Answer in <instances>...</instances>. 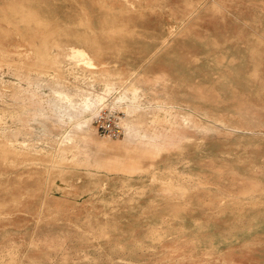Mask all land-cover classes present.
<instances>
[{
  "label": "rangeland",
  "instance_id": "obj_1",
  "mask_svg": "<svg viewBox=\"0 0 264 264\" xmlns=\"http://www.w3.org/2000/svg\"><path fill=\"white\" fill-rule=\"evenodd\" d=\"M147 3L133 31L113 0H0V264H264V0Z\"/></svg>",
  "mask_w": 264,
  "mask_h": 264
},
{
  "label": "bare ground",
  "instance_id": "obj_2",
  "mask_svg": "<svg viewBox=\"0 0 264 264\" xmlns=\"http://www.w3.org/2000/svg\"><path fill=\"white\" fill-rule=\"evenodd\" d=\"M151 40H152V39H151ZM174 40H175V39H174ZM152 41H153V40H152ZM155 41H157V40H155ZM158 41H159V40H158ZM219 46H220V45H219ZM219 46H218V47H219ZM69 47H70L71 50H72L73 57L75 56V57H78V58L80 57V58L84 59L86 62H88V64H87L88 66H89V65L94 66L93 64H96L94 57H93V56H92V55H91V54H90V53H89L84 47H81V46H74V45H70ZM220 56H221V55H220ZM220 56H219V57H220ZM223 56H224V55H223ZM78 58H77L76 60H78ZM82 59H81V60H82ZM226 59H227V58H226ZM226 59H225V60H226ZM79 60H80V59H79ZM218 60H219V58H218ZM223 60H224V58H223ZM233 60H234V59H233ZM233 60L231 59L230 61H233ZM176 61H177V60H176ZM221 61H222V60H221ZM221 61H220V62H221ZM86 62H85V63H86ZM220 62H219V63H220ZM89 63H91V64H89ZM230 63H231V62H230ZM224 65H225V64H224ZM220 66H221V65H220ZM89 67H90V66H89ZM180 69H181V67H180ZM222 75H223V74H222ZM215 76H216V75H215ZM224 76H225V75H224ZM221 79H223V78H221ZM199 81H200V80H199ZM227 81H228V80H227ZM136 84H137V83H133L132 85H130V86H131V90H133L132 92H133V94H134V97H136L135 95H137V93L139 92V87L136 86ZM125 85H126V84H125ZM116 87H117V86H116ZM214 87H215V86H214ZM173 88H174V87H173ZM118 91H119V90H118ZM56 92H57V94L59 95V102H58V105H60V106L62 107V106H63V103H62V102H67V104H68L69 107H70L68 112L66 111V108H65V111L60 110L61 108L59 109V112H57V116H58L59 119L61 120L60 122H63L65 114H68V115L70 116V118L72 119V121H73V120H76V119L79 117V113H78V112L83 113V111L88 110V109H87V108H89L88 103L83 104V105H80V102H77V101L74 100V95L70 94L66 89H57ZM126 92H127V91H126ZM132 92H131V93H132ZM223 92H224V91H223ZM79 94H80V93H79ZM92 95H93V94H92ZM132 96H133V95H132ZM84 97H85V96H84ZM84 97H83V98H84ZM87 97H88V96H87ZM134 97H133V98H134ZM134 99H135V98H134ZM87 100H90L93 104H94V102H95V101L93 102V98H92V96H91V97L89 96V97L87 98ZM237 100H238V99H237ZM79 101H80V100H79ZM83 101H85V100H83ZM98 101H99V100H98ZM98 101H97V102H98ZM240 103H242V102H240ZM102 105H103V104H102ZM239 105H240V104H239ZM162 106H163V105H162ZM240 106H241V105H240ZM100 109H101V107H100ZM78 110H79V111H78ZM64 112H65V114H64ZM42 113H43V112H42ZM204 113H205V112H204ZM208 113H209V112H208ZM83 115H84V113H83ZM89 118H90V117H89ZM89 118H88V119L86 118V120H82V121H80V122L78 121V122H77V125H76V124H75V125H76L77 127L79 126L81 129H85V130H87V129H89V125H88V123H90V122H89V121H90ZM92 118H93V117H92ZM219 120H220V119H219ZM76 121H77V120H76ZM65 122H66V121H65ZM73 122H75V121H73ZM226 125H227V124H226ZM88 131H89V130H88ZM90 133H91V132H90ZM135 137H136V136H135ZM63 138H64V137H63ZM250 139H251V138H250ZM203 143H204V142H203ZM227 155H228V154H227ZM231 156H232V155H231ZM182 162H183V161H182ZM189 162H190V161H189ZM253 163H254V162H253ZM172 164H173V163H172ZM182 164H183V163H182ZM191 164H192V163H191ZM191 164H190V165H191ZM170 165H171V164H170ZM190 165H189V166H190ZM250 166H251V165H250ZM250 166H249V167H250ZM169 167H170V166H169ZM228 167H229V166H228ZM178 168H179V167H178ZM215 168H216V167H215ZM169 169H172V167L169 168ZM251 169H252V168H251ZM224 170H225V169H224ZM228 170H229V169H228ZM173 171H174V169L172 170V173H173ZM237 171H238V169H237ZM221 172H222V171H221ZM169 173H170V172H169ZM174 173H175V172H174ZM190 174H191V173H190ZM199 174H201V173H199ZM203 174H204V173H203ZM177 175H178V174H177ZM195 175H197V174H195ZM201 175H202V174H201ZM204 175H205V174H204ZM204 175H203V176H204ZM254 175H255V174H254ZM186 176H187V175H186ZM224 176H225V175H224ZM224 176H223V177H224ZM227 176H228V175H227ZM237 176L240 177L239 175H237ZM211 177H212V176H211ZM230 177H231V176H230ZM232 177H233V176H232ZM235 177H236V176H235ZM197 178H198V177H197ZM203 178H204V177H203ZM203 178H202V179H203ZM208 178H209V177L207 176V178H205V179H208ZM218 178H219V177H218ZM221 178H222V177H221ZM190 179H191V178H190ZM199 179H200V178H199ZM199 179H198V180H199ZM240 179H241V178H240ZM208 180H209V179H208ZM214 180H216V179H214ZM230 180H231V179H230ZM233 180H234V179H233ZM260 180H261V179H260ZM131 181H132V180H131ZM203 181H204V180H203ZM262 181H263V179H262ZM191 182H192V181H191ZM194 182H195V181H194ZM194 182H193V183H194ZM211 182H212V181H211ZM234 182H237V181H234ZM245 182H246V181H245ZM187 183H188V182H187ZM195 183L197 184L198 181H196ZM205 183H206V182H205ZM174 184H175V183H174ZM199 184H200V183H199ZM201 184H202V183H201ZM215 184H217V183H215ZM231 184H232V183H231ZM249 184H250V183H249ZM202 185H203V184H202ZM219 185H221V184H219ZM222 185H223V184H222ZM229 185H230V183H229ZM252 185H253V184H252ZM152 186H153V185H152ZM152 186H151V187H152ZM223 186H224V185H223ZM232 186H233V185H232ZM138 187H139V186H138ZM148 187H150V186H148ZM203 187H205V186L203 185ZM211 187H212V186H211ZM214 187H215V186H214ZM224 187H225V186H224ZM234 187H235V186H234ZM240 187H241V186H240ZM126 188H127V187H126ZM126 188H125V189H126ZM133 188H134V187H133ZM152 188H153V187H152ZM159 188H162V186L159 187ZM159 188H157V189H159ZM174 188H175V190H176V187H174ZM200 188H201V187H200ZM207 188H208V187H207ZM217 188H218V187H217ZM219 188H220V187H219ZM230 188H231V187H230ZM238 188H239V187H238ZM135 189H136V188H135ZM135 189H134V190H135ZM162 189H163V188H162ZM194 189H195V188H194ZM205 189H206V188H205ZM208 189H209V188H208ZM208 189H207V190H208ZM235 189H237V188H235ZM235 189H234V190H235ZM120 190H122V189H120ZM168 190H171V189H168ZM177 190H178V189H177ZM187 190H188V188H187ZM197 190H199V189H197ZM200 190H201V189H200ZM214 190H216V189H214ZM217 190H218V189H217ZM220 190H221V189H220ZM237 190H238V189H237ZM243 190H244L245 192H247V194H249V193L259 192V191L263 190V188H261L260 186H250V185L248 186V185H247V187H244ZM243 190H242V191H243ZM129 191H130V190H129ZM135 191H136V190H135ZM147 191H148V190H147ZM178 191H180V190H178ZM178 191H177V192H178ZM189 191H190V190H189ZM189 191H188V192H189ZM171 192H173V191H171ZM206 192H207V191H206ZM208 192H210V189L208 190ZM222 192H224V191H222ZM235 192H236V191H235ZM263 192H264V191H263ZM123 193H124V192H123ZM128 193H130V192H128ZM136 193H137V192H136ZM144 193H145V191H144ZM178 193H179V192H178ZM190 193H192V192H190ZM261 193H262V192H261ZM142 194H143V193H142ZM187 194H188V193H187ZM214 194H215V193H214ZM228 194H229V193H228ZM230 194H231V193H230ZM245 194H246V193H245ZM137 195H139V194H137ZM191 195H192V194H191ZM239 195L241 196L240 193H239ZM243 195H244V194H243ZM254 195H255V194H254ZM131 196H132V194H131ZM139 196H140V195H139ZM221 196H222V195H221ZM221 196H220L219 198H221ZM226 196H227V195H226ZM251 196H252V195H251ZM261 196H262V195H261ZM121 197H122V196H121ZM132 197H133V196H132ZM157 197H158V196H157ZM184 197H185V196H184ZM209 197H210V196H209ZM158 198H159V197H158ZM161 198H162V197H161ZM164 198H165V197H164ZM170 198H171V197H170ZM182 198H183V197H182ZM219 198H217V199H219ZM232 198H233V197H232ZM237 198H238V197H237ZM253 198H254V197H253ZM262 198H263V197H261V199H262ZM114 199H115V198H114ZM114 199H113V200H114ZM126 199H127V198H126ZM171 199H172V198H171ZM217 199H216V200H217ZM239 199H240V198H239ZM241 199H242V198H241ZM120 200H121V199H120ZM123 200H124V199H123ZM127 200H128V199H127ZM154 200H155V199H154ZM167 200H169V199H167ZM247 200H248V199H246V201H247ZM251 200H252V199H251ZM258 200H259V199H258ZM114 201H115V200H114ZM116 201H117V200H116ZM155 201H156V200H155ZM179 201H180V200H179ZM181 201H182V199H181ZM229 201H230V200H229ZM231 201H232V200H231ZM243 201H244V200H243ZM252 201H253V200H252ZM254 201H255V200H254ZM124 202H125V200H124ZM156 202H157V201H156ZM158 202H159V201H158ZM169 202H170V201H169ZM219 202H220V201H219ZM256 202H257V201H256ZM154 203H155V202H154ZM164 203H165V202H164ZM186 203H187V202H186ZM195 203H197V202H195ZM195 203H194V204H195ZM198 203H199V202H198ZM200 203L203 204V203H205V202H202V201H201ZM200 203H199V204H200ZM206 203L208 204V202H206ZM206 203H205V205H206ZM228 203H229V202H228ZM110 204H111V203H110ZM114 204H115V202H114ZM114 204H113V205H114ZM179 204H180V203H179ZM226 204H227V203H226ZM230 204H231V202H230ZM232 204H233V206H234V203H232ZM245 204H247V203H245ZM253 204H254V203H253ZM160 205H161V203H160ZM181 205H182V204H181ZM187 205H188V204H187ZM217 205H218V204H217ZM217 205H216V206H217ZM222 205H223V204H222ZM170 206H171V205H170ZM177 206H178V204H177ZM177 206H176V207H177ZM179 206H180V205H179ZM193 206H194V205H193ZM209 206H210V205H209ZM211 206H212V205H211ZM228 206H229V205H228ZM235 206H236V205H235ZM188 207H189V206H188ZM198 207L201 208V206H198ZM212 207H213V206H212ZM222 207H223V206H222ZM242 207H243V206H242ZM247 207L249 208V207H253V206H250V205H249V206H247ZM263 207H264V206H263ZM152 208H153V207H152ZM154 208H155V207H154ZM191 208H192V207H191ZM205 208H206V206H205ZM227 208H229V207H227ZM234 208H235V207H234ZM234 208H233V210H234ZM237 208H238V207H237ZM248 208H247V209H248ZM255 208H256V207H255ZM257 208H258V207H257ZM147 209H148V208H147ZM163 209H164V208H163ZM163 209H162V210H163ZM201 209H202V208H201ZM220 209H221V208H220ZM250 209H251V208H250ZM259 209H260V208H259ZM174 210H175V209H174ZM177 210H178V209H177ZM190 210L192 211V209H190ZM190 210H189V211H190ZM193 210H194V209H193ZM196 210H197V209H196ZM208 210H210V209L208 208ZM216 210H217V209H216ZM216 210H215V211H216ZM235 210H236V208H235ZM238 210H239V209H238ZM238 210H237V211H238ZM152 211H153V209H152ZM155 211H156V210H155ZM158 211H160V210H158ZM164 211H165V210H164ZM168 211H169V210H168ZM178 211H179V210H178ZM189 211H188V212H189ZM191 211H190V213H191ZM194 211H195V210H194ZM237 211H236V212H237ZM245 211H246V210H245ZM247 211H248V210H247ZM254 211H255V209H254ZM148 212H150V211H148ZM211 212L213 213V211H211ZM238 212H239V211H238ZM248 212H249V211H248ZM250 212H251V211H250ZM250 212H249V213H250ZM144 213H145V212H144ZM144 213H143V214H144ZM190 213H189V214H190ZM193 213H195V212H193ZM219 213H220V212H219ZM221 213H222V212H221ZM225 213H226V212H225ZM149 214H150V213H149ZM154 214H156V213H154ZM160 214H161V212H160ZM243 214H244V213H243ZM145 215H146V214H145ZM158 215H159V214H158ZM162 215H163V214H162ZM211 215H212V214H211ZM238 215H239V214H238ZM254 215H255V214H254ZM261 215H263V214H261ZM182 216H183V215H182ZM191 216H192V215H191ZM243 216H244V215H243ZM252 216H253V215H252ZM263 216H264V215H263ZM107 217H108V216H107ZM154 217H155V216H154ZM168 217H169V216H168ZM171 217H172V216H171ZM173 217H174V216H173ZM175 217H176V216H175ZM179 217H180V216H179ZM179 217H178V218H179ZM183 217H184V216H183ZM245 217H246V216H245ZM161 218H162V217H161ZM169 218H170V217H169ZM237 218H238V217H237ZM242 218H244V217H242ZM253 218H254V217H253ZM255 218H256V217H255ZM259 218H260V217H259ZM263 218H264V217H263ZM41 219H42V218H41ZM176 219H177V218H176ZM195 219H196V218H195ZM235 219H236V218H235ZM240 219H241V218H240ZM244 219L247 220V218H244ZM261 219H262V218H261ZM162 220H163V219H162ZM172 220H173V219H172ZM181 220H182V219H181ZM196 220H197V219H196ZM196 220H195V221H196ZM198 220H199V219H198ZM237 221H238V220H237ZM239 221H240V220H239ZM245 222H247V221H245ZM250 222L252 223L251 220H249V222H247V223L250 224ZM255 222H256V221H255ZM107 223H109V222L107 221ZM110 223H111V222H110ZM164 223H165V222H163V225H165ZM166 223H167V222H166ZM199 223H200V222H199ZM199 223H198V224H199ZM114 224H115V223H114ZM172 224L174 225L175 223L173 222ZM196 224H197V223H196ZM198 224H197V225H198ZM203 224H204V223H203ZM205 224H206V223H205ZM205 224H204V225H205ZM240 224H241V222H240ZM244 224H245V223H244ZM253 224H254V223H252V225H253ZM150 225H151V224H150ZM152 226H153V225H152ZM154 226H155V225H154ZM248 226H249V225H247V227H248ZM98 227H99V229H100V226H98ZM102 227H103V226H102ZM105 227H106V226H105ZM107 227H108V226H107ZM111 227H112V226H111ZM177 227H178V226H177ZM177 227H176V228H177ZM211 227H212V226H211ZM211 227H209V228H211ZM234 227H235V226H234ZM249 227H250V226H249ZM113 228H114V227H113ZM169 228H170V227H169ZM176 228H175V229H176ZM241 228H242V227H241ZM245 228H246V227H245ZM252 228H253V227H252ZM106 229H107V228H106ZM170 229H171V228H170ZM170 229H169V230H170ZM175 229H174V230H175ZM178 229H179V228H178ZM243 229H244V227H243ZM91 230H92V229H91ZM101 230H102V229H101ZM110 230H111V229H110ZM144 230H145V229H144ZM154 230H155V229H154ZM171 230H172V229H171ZM181 230H183V229H181ZM181 230H180V231H181ZM209 230H210V229H209ZM230 230H231V228H230ZM235 230H236V229H235ZM237 230H238V229H237ZM244 230H245V229H244ZM249 230H250V229H249ZM253 230H254V229H253ZM104 231H105V230H104ZM108 231H109V229H108ZM191 231H192V234H193V230H191ZM203 231H204V230H203ZM205 231H206V229H205ZM215 231H216V230H215ZM215 231H214V232H215ZM239 231H240V230H239ZM90 232H91V231H90ZM97 232H98V231H97ZM101 232H102V231H101ZM115 232H116V231H115ZM117 232H118V231H117ZM174 232L176 233L177 231L175 230ZM174 232H173V233H174ZM198 232H199V231H198ZM200 232H201V231H200ZM212 232H213V231H212ZM212 232H211V233H212ZM232 232H235V231L233 230ZM241 232H242V231H241ZM85 233L87 234V232H85ZM102 233H103V232H102ZM102 233H101V234H102ZM111 233H112V232H111ZM169 233H171V232H169ZM175 233H174V234H175ZM182 233H183V231H182ZM209 233H210V232H209ZM235 233H236V232H235ZM89 234H90V233H89ZM124 234H125V233H124ZM156 234H157V233H156ZM174 234H173V235H174ZM176 234H177V233H176ZM184 234H186V233H184ZM201 234L203 235V233H201ZM218 234H219V233H218ZM90 235H91V234H90ZM92 235H96V234H93V233H92ZM105 235H107V233H106ZM126 235H127V234H126ZM147 235H148V234H147ZM158 235H162V234H161L160 232H158ZM158 235H157V237H158ZM166 235H167V234H166ZM173 235H172V236H173ZM194 235H196V234H194ZM83 236H85V235H83ZM99 236H100V235H99ZM119 236H120V235H118V237H119ZM179 236H180V233H179ZM181 236H182V235H181ZM183 236H184V235H183ZM196 236L198 237V235H196ZM203 236H204V235H203ZM93 237H94V236H93ZM97 237H98V236H97ZM116 237H117V236H116ZM121 237H122V236H121ZM132 237H133V236H132ZM145 237H146V236H145ZM155 237H156V236H155ZM170 237H171V236H170ZM204 237H205V236H204ZM207 237H208V236H207ZM224 237H226V236H224ZM229 237H230V236H229ZM39 238H40V237H39ZM51 238H52V237H51ZM87 238H88V237H87ZM102 238H103V237H102ZM105 238H106V237H105ZM108 238H109V237H108ZM110 238H111V237H110ZM135 238H137V237H135ZM147 238H149V237H147ZM227 238H228V237H227ZM227 238H226V239H227ZM42 239H43V238H42ZM47 239H49V238H47ZM53 239H54V238H53ZM65 239H66V238H65ZM99 239H100V238H99ZM106 239H107V238H106ZM118 239H119V238H118ZM118 239H117V240H118ZM149 239H150V238H149ZM166 239H167V237H166ZM168 239H169V238H168ZM195 239H196V238H195ZM198 239H199V237H198ZM60 240H61V239H60ZM87 240H88V239H87ZM96 240H97V239H96ZM101 240H102V239H101ZM135 240H137V239H135ZM158 240H159V239H158ZM162 240H163V239H162ZM164 240H165V239H164ZM228 240H229V239H228ZM35 241H36V240H35ZM85 241H86V239H85ZM85 241H84V242H85ZM90 241H91V240H90ZM121 241H122V240H121ZM121 241H120V242H121ZM160 241H161V240H160ZM45 242H46V241H45ZM56 242H57V241H56ZM88 242H89V241H88ZM111 242H112V241H111ZM136 242H137V241H136ZM142 242H143V241H142ZM192 242H193V241H192ZM199 242H200V239H199ZM108 243H109V241H108ZM122 243H123V242H122ZM145 243H146V242H145ZM148 243H149V242H148ZM156 243H158V242L156 241ZM156 243H155V244H156ZM159 243H160V242H159ZM208 243H209V242H208ZM113 244H114V243H113ZM137 244H138V243H137ZM153 244H154V243H153ZM66 245H67V244H66ZM109 245H110V244H109ZM120 245H121V244H120ZM122 245H123V244H122ZM140 245H141V243L139 244V246H140ZM148 245H149V244H148ZM151 245H152V244H151ZM157 245H158V244H157ZM105 246H106V245H105ZM113 246H114V245H113ZM116 246H118V245H116ZM116 246H114V248H115ZM135 246H136V245H135ZM154 246H155V245H153V247H154ZM98 247H99V246H98ZM111 247H112V246H111ZM111 247H110V248H111ZM119 247H121V246H119ZM133 247H134V246H132V248H133ZM143 247H144V245H143ZM157 247H158V246H157ZM8 248H9V247H8ZM66 248H67V247H66ZM66 248H65V249H66ZM121 248H122V247H121ZM123 248H124V247H123ZM125 248H126V247H125ZM132 248H131V249H132ZM207 248H208V247H207ZM213 248H214V247H213ZM111 249H112V248H111ZM111 249H110V250H111ZM117 249H118V248H117ZM137 249H139V248H137ZM143 249H144V248H143ZM208 249H209V248H208ZM208 249H207V250H208ZM34 250H35V249H34ZM63 250H64V249H63ZM99 250H100V249H99ZM119 250H120V249H119ZM135 250H136V249H135ZM135 250H134V251H135ZM140 250H141V247H140ZM7 251H8V250H7ZM57 251H58V250H57ZM57 251H55V252L57 253ZM68 251H70V250H68ZM71 251H72V250H71ZM84 251H85V249H84ZM102 251H103V249H102ZM120 251H122V249H121ZM129 251H130V250H129ZM131 251H132V250H131ZM134 251H132V252H134ZM58 252H59V251H58ZM86 252H87V251H86ZM112 252H114V251L112 250ZM123 252H124V251H123ZM193 252H194V251H193ZM74 253H75V252H74ZM81 253H82V252H81ZM81 253H80V254H81ZM92 253H93V252H92ZM92 253H91V254H92ZM128 253H129V252H128ZM63 254H64V253H63ZM75 254H76V253H75ZM77 254H78V253H77ZM83 254L85 255L86 253H83ZM87 254H88V253H87ZM91 254H89V255H91ZM116 254H117V253H116ZM121 254H122V253H121ZM133 254H134V253H133ZM133 254L131 253L132 256H134ZM137 254H138V253H137ZM210 254H211V253H210ZM58 255H59V254H58ZM103 255H104V253H103ZM119 255H120V254H119ZM127 255H130V253L127 254ZM138 255H139V254H138ZM62 256H63V255H62ZM76 256H77V255H76ZM79 256H80V255H79ZM86 256H87V255H86ZM97 256H98V255H97ZM136 256H137V255H136ZM192 256H193V255H192ZM212 256H213V255H212ZM63 257H65V255H64ZM91 257H92V255H91ZM106 257H107V255H106ZM106 257H105V258H106ZM113 257H114V256H113ZM57 258H59V257H57ZM70 258H71V257H70ZM74 258H75V256H74ZM78 258H79V257H78ZM93 258H94V257H93ZM95 258L100 259V257H99V258H98V257H95ZM101 258H103V257L101 256ZM105 258H104V259H105ZM119 258H122V257L119 256ZM125 258H126V257H125ZM53 259H54V258H53ZM83 259H85V258H83ZM83 259H81V260H83ZM111 259H112V258H111ZM58 260H59V259H58ZM72 260H73V259H72ZM74 260H75V259H74ZM74 260H73V261H74ZM112 260H114V258H113ZM133 260H135V259H133ZM133 260H132V261H133ZM94 261H95V260H94ZM114 261H115V260H114ZM136 261H137V260H136ZM138 261H139V260H138ZM95 262H96V261H95ZM98 263H99V262H98ZM98 263H97V264H98ZM112 263H113V262H112ZM104 264H105V263H104ZM108 264H109V263H108Z\"/></svg>",
  "mask_w": 264,
  "mask_h": 264
},
{
  "label": "crops",
  "instance_id": "obj_3",
  "mask_svg": "<svg viewBox=\"0 0 264 264\" xmlns=\"http://www.w3.org/2000/svg\"><path fill=\"white\" fill-rule=\"evenodd\" d=\"M147 1L148 0H113L116 19L119 20L123 18L124 25L129 24L132 27L131 29L133 31L134 29H139L138 26H134L133 23H135V21L137 22L138 19H141V17L143 16V13L147 11V6H148ZM153 17H155V15L151 12V16L149 18H153ZM133 36H136V35L133 34ZM137 36H140V35H137ZM86 50L90 54L92 53L91 50L89 49H86ZM103 63L108 64L110 67L109 69L116 70V73L120 72V67H123V64L120 62L119 59L105 60L103 61ZM128 68H127V71L129 70ZM115 264H131V263H129L128 261H123V262L119 261Z\"/></svg>",
  "mask_w": 264,
  "mask_h": 264
},
{
  "label": "built area",
  "instance_id": "obj_4",
  "mask_svg": "<svg viewBox=\"0 0 264 264\" xmlns=\"http://www.w3.org/2000/svg\"><path fill=\"white\" fill-rule=\"evenodd\" d=\"M121 117L108 111L107 108H101L100 112L95 116L94 122L102 131H110L112 135H119L122 132L120 124Z\"/></svg>",
  "mask_w": 264,
  "mask_h": 264
}]
</instances>
